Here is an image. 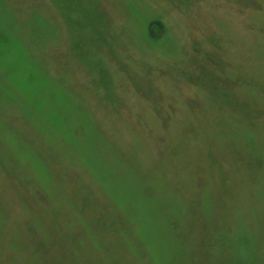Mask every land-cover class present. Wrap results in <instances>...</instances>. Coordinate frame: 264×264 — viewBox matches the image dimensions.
Returning a JSON list of instances; mask_svg holds the SVG:
<instances>
[{
  "label": "rangeland",
  "instance_id": "374dc122",
  "mask_svg": "<svg viewBox=\"0 0 264 264\" xmlns=\"http://www.w3.org/2000/svg\"><path fill=\"white\" fill-rule=\"evenodd\" d=\"M0 264H264V0H0Z\"/></svg>",
  "mask_w": 264,
  "mask_h": 264
}]
</instances>
